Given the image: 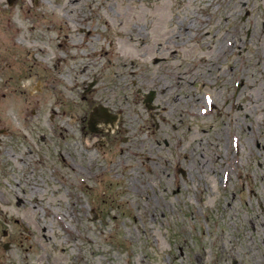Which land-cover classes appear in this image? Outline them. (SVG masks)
<instances>
[{"label": "rangeland", "instance_id": "1", "mask_svg": "<svg viewBox=\"0 0 264 264\" xmlns=\"http://www.w3.org/2000/svg\"><path fill=\"white\" fill-rule=\"evenodd\" d=\"M163 1L0 0V264H264V0Z\"/></svg>", "mask_w": 264, "mask_h": 264}, {"label": "water", "instance_id": "2", "mask_svg": "<svg viewBox=\"0 0 264 264\" xmlns=\"http://www.w3.org/2000/svg\"><path fill=\"white\" fill-rule=\"evenodd\" d=\"M9 2H10V0H9ZM152 99H153V94L151 93V94L149 95V97L147 98V100H146V102H147V107H148V108H151L150 105H149V103L152 101ZM102 113H103V114H98L97 117H101V118H103L105 122L112 121L111 119H113V118H112L111 116L107 115L105 111H103ZM95 116H96L95 113L92 114V116H91V118H90V121H89V128H90L91 131H94L93 126H94L95 123H96V121H95V119H94Z\"/></svg>", "mask_w": 264, "mask_h": 264}, {"label": "bare ground", "instance_id": "3", "mask_svg": "<svg viewBox=\"0 0 264 264\" xmlns=\"http://www.w3.org/2000/svg\"><path fill=\"white\" fill-rule=\"evenodd\" d=\"M157 2V4H159L158 6L159 7H161L162 9H163V14H165L166 15V12H168V5H166L165 3H164V1L163 0H156ZM166 1V0H165ZM168 3V2H167ZM156 4V5H157ZM161 18L158 20L161 24H163L164 22H165V16L164 15H161L160 16ZM164 27V26H163ZM190 27V26H189ZM161 28V25H160V27L158 28V29H160ZM142 158H143V160H144V162L146 163V164H148L149 162H150V159H149V157L148 156H144V155H142L141 156Z\"/></svg>", "mask_w": 264, "mask_h": 264}]
</instances>
